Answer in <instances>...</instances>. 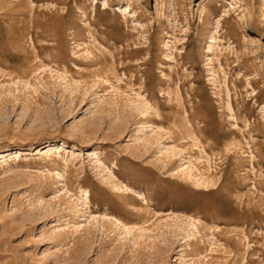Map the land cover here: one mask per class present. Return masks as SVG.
<instances>
[{
  "label": "rangeland",
  "instance_id": "rangeland-1",
  "mask_svg": "<svg viewBox=\"0 0 264 264\" xmlns=\"http://www.w3.org/2000/svg\"><path fill=\"white\" fill-rule=\"evenodd\" d=\"M0 153V264H264V0H0Z\"/></svg>",
  "mask_w": 264,
  "mask_h": 264
},
{
  "label": "bare ground",
  "instance_id": "bare-ground-1",
  "mask_svg": "<svg viewBox=\"0 0 264 264\" xmlns=\"http://www.w3.org/2000/svg\"><path fill=\"white\" fill-rule=\"evenodd\" d=\"M57 148H59V146L56 145V144H47L46 146H42L40 148H36V153L43 154V155H46V154H49V155L51 154L52 155V151H55ZM0 157H2L1 153H0ZM182 171L183 172L186 171L188 173V171L190 172V169L188 168L187 165H185L182 168Z\"/></svg>",
  "mask_w": 264,
  "mask_h": 264
}]
</instances>
